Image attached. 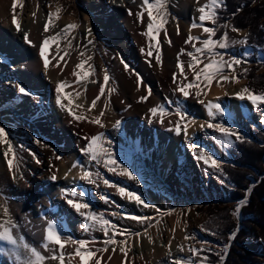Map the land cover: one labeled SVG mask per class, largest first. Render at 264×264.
<instances>
[{
	"label": "bare ground",
	"instance_id": "bare-ground-1",
	"mask_svg": "<svg viewBox=\"0 0 264 264\" xmlns=\"http://www.w3.org/2000/svg\"><path fill=\"white\" fill-rule=\"evenodd\" d=\"M14 2L17 4L15 13L12 10ZM207 2L208 0H199V3L197 0L171 1V10L179 21L166 27L167 38L164 36V31H161L158 39L161 44H167L172 37L174 46L166 49V60L163 65H156L153 58L154 66L150 67L140 51L142 47L146 49L148 44L147 37L142 35L146 30L147 13L144 14V23H141L135 15L129 14V9L132 13L141 10L142 0H0V126L5 127L10 133V139L22 158L20 168L24 176V180L13 179V174L3 158V150L6 146L0 144V193L9 198L8 204L14 222L19 226V233L25 237L26 242L41 250L42 254L47 255V252L40 248L42 241L38 227L41 224L42 213L58 223L62 234L70 235L74 239L91 240L95 237L97 239L95 246H102L99 241L104 238L103 234L84 233L81 227L83 218L61 198L60 189L70 188L73 184L78 191L86 193V201L91 203L94 210L104 211L106 216L111 211H119L153 217V226L148 228L147 235H142L140 238L132 237L129 241L132 249L127 259L119 252V248L116 253H112L109 249V252L104 254L101 264H121L122 260H125L126 264L128 262L175 264L178 259L184 264V260L192 257L188 251L189 247L200 246L196 241L186 240V234H195L197 241H208V245H213L212 238L202 231L200 220H191L187 214L182 216L181 207L170 208V204L174 202L200 204L209 198H215L217 194L226 197V189L217 179L220 173L206 168L202 162L194 159L193 150L188 145L194 143L203 146L207 151L214 153L221 162L230 159L228 152L230 145L218 143V133L207 129L206 122L209 118L204 106L195 98L194 89L190 90L193 95L188 98L172 91L175 87L172 74L175 72L177 78H180L179 69L175 66L177 54L181 48L192 50L184 41L189 34L193 19L198 22V7ZM57 7L60 8V12L54 18V27H51L48 33H44L43 25L47 22L48 13L55 12ZM13 15L20 22L19 33L12 23ZM70 24H76L78 27L67 32V39L63 36L59 39V48L62 50L60 55H64L63 50L67 47L68 40L73 42L76 38V44L67 47L68 54L60 61L59 68L53 67L56 61L52 60L57 44H51L48 49L49 69L45 73L42 59L38 55V45L45 36L54 35ZM177 25L180 35H177ZM205 26L213 25L206 23ZM88 29H91V36L87 35ZM24 32L29 33V39L36 46L23 40ZM191 34L206 38V35L202 36V29L199 28L192 29ZM88 40H92L93 43L88 44ZM103 41H108L109 53L101 46ZM85 45L87 48L84 47ZM197 46L200 45L197 43ZM81 51L84 52L85 57L91 55L92 60L85 63L83 69H76V64L84 58L80 55ZM121 58L130 68L140 73L142 77L140 91L136 90L134 73L124 70ZM179 58L185 62V73L191 80L192 74L187 68L189 57L181 54ZM65 61H67L66 65ZM89 64L95 69V73L89 68ZM104 69L108 70L109 83L115 88L108 108H104L105 98L101 97L97 107L91 112L83 111L87 120L69 123L71 117L59 111L55 104V83L61 79L74 82L76 80L74 71L89 72L86 89L85 82H81L80 85L73 83L72 88L63 90L67 93L73 88L81 89L82 95L74 100V103L87 100L84 105L86 109L95 95L99 94V83H102ZM93 79H97V84L91 83ZM17 83L33 95H20L15 87ZM201 87L203 88L204 85ZM148 88L151 89V95L146 101L139 102L141 96L147 95ZM242 89V82L221 88L212 84L206 88L207 95L202 98L207 103L219 97V102L226 110L224 122L232 127L239 126L245 133H250L255 123H261L264 107L257 110L249 101L239 100L236 93ZM169 101L173 103L169 104ZM175 102H181L188 116L195 118V123L188 128L189 140H185L183 133L177 136L173 131L161 128L162 124L158 122V117L153 118V123H148V119L151 118L149 109L166 104L168 111L172 113L168 116L173 126L178 119L174 114ZM128 105H131V108ZM101 110L104 111V116L101 117V123L105 125L103 128L88 122L94 116H99ZM81 111L77 110V113L80 114ZM117 120L121 121L119 130L113 128ZM202 123L205 124L203 129L200 128ZM165 125L170 126L169 122ZM100 133H104L112 141L116 156L134 171L140 183L108 173L102 165L98 168L101 174L118 186H125L128 190L142 194L147 202L166 213L170 209L175 211L160 217L153 208L145 209L121 198L115 188L106 187L102 181L99 182V188L89 185L79 179V167L72 169L68 179H63L64 174L77 160L89 167L87 158L82 156L79 149L87 143L83 137ZM34 138H39L42 144L48 147L36 144ZM232 139L235 141L234 137ZM28 150L35 153L43 163H35ZM56 155L61 158L55 159ZM50 164L58 176L56 182L48 180ZM91 170H97L95 162ZM103 193L115 203L104 204L100 199V194ZM164 199L168 200L167 203H164ZM108 218L133 232L139 231L143 234L147 227L135 221L118 220L111 216ZM156 220L160 222L157 224ZM185 224H187L186 228ZM121 238L117 236L118 240ZM169 240L172 242L170 248ZM181 247L183 251H180ZM66 249L73 250L71 245H67ZM110 254L112 259L108 260ZM200 258L195 257L197 260ZM67 259L66 257V264ZM78 260V257L75 258L73 264H78ZM0 264H11V261L6 256H0Z\"/></svg>",
	"mask_w": 264,
	"mask_h": 264
},
{
	"label": "snow or ice",
	"instance_id": "snow-or-ice-1",
	"mask_svg": "<svg viewBox=\"0 0 264 264\" xmlns=\"http://www.w3.org/2000/svg\"><path fill=\"white\" fill-rule=\"evenodd\" d=\"M199 3V0H197ZM17 4L14 2L12 5L13 13H15ZM244 5L239 6L236 11H241ZM227 5L225 0H208L203 6H199L197 11L199 13L198 22L194 18L189 29V34L185 39V45H190V51L185 48H181L180 52L177 54L176 68L179 69V76L177 78V73L172 74V82L175 87L172 89L174 93L181 94L184 98H188L193 95L191 89H194V96L197 99L198 103L204 106L206 109L207 117L209 118L206 122L207 129H212L218 133L217 142L222 145L232 144L233 137L236 142H244L246 138L239 132L238 129L233 128L230 125H227L224 122V117L226 116V110L222 107L219 102V97L215 101H208L207 103L202 98L207 95L206 88L212 84L213 80L231 82L237 81L238 78L235 75L236 66L242 64L241 59L234 56L228 57L225 59V53L219 51L221 49L226 50L230 46L235 44L246 45L248 42V35H244L242 39H230L229 32L238 33L241 30L235 25L229 23H218L220 16L218 15V10L226 9ZM140 11L132 13L129 9L130 15H135L141 23H144V14L147 13L146 20V30L142 33L143 36L147 37L148 44L147 48H141L140 51L144 55L146 62L150 67H153L152 59L154 58L156 65L162 64V53L160 47V40L158 36L161 30H164L165 38L168 37V33L164 28V25L167 23L166 16V0H142L140 4ZM60 12V8L57 7L55 12L48 13L47 22L43 25L44 33H48L51 27H54V18L57 16V13ZM154 12L156 15L154 16ZM235 12L233 13V16ZM35 17V13H33ZM157 17H161L160 22H157ZM12 23L15 26L16 31L19 33L21 31L20 22L16 20L15 15H13ZM206 23L213 25L212 27L205 26ZM78 26L76 24L67 25L64 29L56 32L54 35H47L43 38L42 42L38 45V55L42 59L43 68L45 73L49 69V46L53 43L57 44L56 53L52 56V60H55L56 63L53 67H60V61L64 60V56L67 55V47L72 46L71 40L67 41V47L63 50L64 55H60L61 49L59 48V39L63 36L67 39V32L71 29H75ZM264 28V25L261 26ZM202 29V36L206 35V38H201V36H194L191 34L192 29ZM219 29H224V33L218 39H214L216 33ZM87 35L91 36V29L87 30ZM177 35H180V29L177 25ZM23 40L32 45L33 42L29 39V33H23ZM154 42V43H153ZM92 40H88V44H92ZM168 43L171 45V40H168ZM197 43L200 46H197ZM87 48V45L84 46ZM186 54L189 57L187 61V68L192 74V79H188V75L185 73V62L180 60V55ZM80 55L84 57L76 64V69H83L85 63L92 60L91 55L85 54L81 51ZM59 57V59H57ZM207 61V62H205ZM67 61H65V65ZM121 64L127 72H132L135 75L136 90L140 91V84L142 83V77L139 72H136L135 69L130 68L121 58ZM201 65H203L201 67ZM89 68L95 73V69L89 64ZM228 70L226 72L225 70ZM61 73L63 69H60ZM247 72V69H244ZM89 72L84 71H74L73 75L76 77L74 82H69L67 80H58L55 83V104L58 106L59 111L65 113L67 116L71 117L69 123L73 121L84 122L87 120V117L83 114V111L91 112L92 109L97 107V102L101 100V97H104V108H108L110 104V97L115 91V88L112 87L109 83L110 75L107 69L103 70V79L102 83H99V94L95 95V98L91 100L88 107L85 109L84 105L87 103V100H84L80 103H74V100H77L82 95V90L78 88H73L72 91L64 93L65 88H72V84L75 83L80 85L81 82L84 83V88H87V81L89 78ZM97 79L91 80L92 84H97ZM201 85H204L202 88ZM107 86V88H106ZM15 87L18 90L20 95L31 96L33 93L29 92L24 86L17 83ZM151 95V89L148 88L147 95L141 96L139 102H144L148 99V96ZM227 95V93H225ZM236 96L241 101H249L251 105L257 110L264 107V92L259 94H254V92L248 87L243 88L240 92L236 93ZM65 101H67L65 103ZM173 103L169 101V104ZM131 108V105H128ZM77 110H82L80 114L77 113ZM151 118L148 119V123H153V118L158 117V122L163 124L164 117L170 115L167 107L163 104L151 107L149 109ZM174 114L178 117L174 125L169 127V131H173L177 136H180L182 133L185 140H189L188 128L190 125L195 123V118L188 116V113L182 108L181 102H175ZM104 116V111L101 110L99 116H94L88 122L104 127L105 125L101 123V117ZM219 118V119H218ZM215 121V122H214ZM261 123H264V116L261 118ZM169 124L172 125V122L169 121ZM121 126V121L117 120L113 124V128L119 130ZM200 128H205V124H201ZM83 139L87 140L86 145L79 149L83 157L87 158V163L89 167H86L79 160L74 162L71 165V168L68 172L64 174L63 179H68L69 173L72 169L79 167V179L81 181L87 182L89 185H95L99 188V182L106 187L115 188L117 194L128 200L129 202L135 203L137 206H143V208H153L156 213L163 217L166 214H170L171 211L175 209H170L168 213L161 210L156 205L150 204L143 197L142 194L137 193L136 191L128 190L125 186H118L115 183L111 182L109 179L105 178L101 172L98 170L99 166H103L108 173H112L117 176L126 177L129 180L135 181L137 184L140 183V180L137 178V175L134 174L133 170H130L128 166H125L123 162L119 160L116 156L113 148L112 141L108 139L104 133L98 135H92L91 137L85 136ZM34 142L41 147H48L47 145L42 144L39 138H34ZM0 144L6 146L3 150V158L6 161L9 171L13 174L14 180H24L23 173L20 168L22 158L19 155V152L14 147L12 140L10 139V133L5 129V127L0 126ZM193 150V158L199 162H202L206 168L212 169L214 172L220 173V176L224 175V170L221 166L222 162L215 157L214 153H211L203 148V146H198L194 143H189L188 145ZM23 148V146H20ZM27 150V149H24ZM30 155H32L33 160L37 164L43 163V161L35 154L31 153L28 150ZM11 157V158H10ZM61 157L56 155L55 159H60ZM95 162L97 167L96 171L91 170V166ZM50 175L48 180L56 182L58 176L56 171L53 170V166H49ZM220 176H217V179H220ZM264 179V178H262ZM75 180V178H73ZM220 182L223 184L225 181L220 179ZM254 187V185L252 186ZM252 187L247 189V194H250ZM61 198H63L68 206L73 209L80 217L83 218V223L81 225L82 231L84 233L90 232H101L103 234V239L99 241L102 245L96 247L97 239L93 237L89 239H74L70 235L62 234L58 223L46 216V214H41V224L38 227L39 234L41 236V245L47 255L42 254L36 246L30 245L26 242V239L23 235L19 233V226L14 222L13 216L11 214V209L8 204L9 198L0 193V256H6L11 264H53V262H58V264H73L75 258H79L78 264H101V261L104 259V254L109 252L111 249L112 253L119 252L127 259L128 253L132 249V245L129 243L132 237L140 238L142 235H147L148 228L152 227L153 217L147 215H135L120 213L119 211H111L106 216L104 211L97 212L93 209L90 202L86 201V193L84 191H78L73 184L70 188H61L60 189ZM247 194L245 198L238 202L237 207L233 211L234 216H239L240 209L247 203ZM100 199L104 204H114L115 201H112L110 197L106 194H100ZM118 207V206H117ZM108 216L115 217L118 220H128L135 221L139 224L147 225L145 227L143 234L139 231L133 232L127 227H123L120 224L113 222ZM27 221V217H25ZM30 223V221H28ZM160 221L156 220L158 224ZM187 224H185V228ZM203 225L201 228L203 229ZM238 231V230H237ZM213 235L215 233H212ZM117 236L122 237L117 239ZM236 232L230 234L229 239L234 240ZM185 239L193 240L199 243V247L190 246L188 251L192 254V257L184 260V264H210L207 255H202L203 253H211L213 250L211 247H206L209 244L208 241H197L195 234L185 236ZM171 240L168 241L169 248L171 246ZM67 245H71L73 250L68 251L66 249ZM227 247V246H226ZM183 247L180 248V251H183ZM223 251V250H222ZM169 255L171 253L169 252ZM220 256L221 261H223L224 256L221 253H217ZM195 257H201L199 260ZM108 260L112 259V255H108ZM183 259V258H182ZM121 264H126L125 260L121 261ZM131 264V262H128ZM175 264H181V260H176Z\"/></svg>",
	"mask_w": 264,
	"mask_h": 264
},
{
	"label": "trees",
	"instance_id": "trees-1",
	"mask_svg": "<svg viewBox=\"0 0 264 264\" xmlns=\"http://www.w3.org/2000/svg\"><path fill=\"white\" fill-rule=\"evenodd\" d=\"M225 3L227 8L218 10L220 16L218 23H229L240 30H248L246 34L249 37L248 45L264 48V28L261 27L264 25V0L263 2H260V0H225ZM241 5H244L243 9L236 11ZM234 12L235 15L233 16ZM223 31L224 29H219L215 38L218 39L222 36ZM258 68H253L248 75L249 83L247 87L254 94L264 92V73L257 74ZM255 130L257 140L239 142L232 150V154L235 156L234 161L231 164L222 166L225 180L229 184L230 196L233 200L244 198L251 183L253 181L257 182V185L253 188L251 203L242 212L243 217L248 220L243 222L244 230L235 240L236 244L232 247L225 264H260L257 258L237 246L244 242L241 240L246 237V232L250 228H252V234L259 235V240L264 244V179L261 178V175L264 174V147L258 143V140L264 141V132L261 126ZM211 221L215 225L213 228L221 231L222 234L233 227L227 209L216 212Z\"/></svg>",
	"mask_w": 264,
	"mask_h": 264
},
{
	"label": "rangeland",
	"instance_id": "rangeland-1",
	"mask_svg": "<svg viewBox=\"0 0 264 264\" xmlns=\"http://www.w3.org/2000/svg\"><path fill=\"white\" fill-rule=\"evenodd\" d=\"M171 1L172 0H166V12H167V16H166V20L167 23L164 25V28L166 29V27H168L171 23H174L175 21L178 22L179 19L178 17L173 14L172 10H171ZM260 2H263V0H260ZM156 15V13H155ZM161 20V17H157V22L159 23ZM164 31V30H161ZM221 31V30H220ZM225 31V30H224ZM223 31V33H224ZM229 32V38L230 39H242L244 35H246L248 33V30H241L238 33H241V35H238V33H234L231 32L230 29L228 30ZM218 33V31H217ZM222 33V34H223ZM243 33V34H242ZM216 37V36H215ZM214 37V39H216ZM76 38H74L73 42H72V46L76 44L75 42ZM171 45L168 43L167 44H160L161 47V53H162V65L164 64L165 60H166V49L169 47L174 46V40L171 37ZM103 41L101 43V46L103 47L104 51L109 53L110 49L108 45V41ZM110 42V41H109ZM154 43V42H153ZM223 53H225V59H228V57L230 56H234L236 58L241 59L242 64L240 66H236V71H235V75L238 78V82L237 81H231V82H225V81H217V80H213L212 84L216 85V87H230L232 85H235L237 83L242 82L243 83V88L247 87L248 83H249V72L253 69V68H258L257 70V74H261L264 73V48H259V47H254L253 45H248V43L246 45H240V44H235L230 46L228 49L226 50H219ZM207 62V61H205ZM247 69V72L244 71V69ZM226 72H228V70H225ZM97 72V71H96ZM211 84V85H212ZM166 105V104H165ZM168 118V119H166ZM170 117L167 115L164 117V123L162 125H160L161 128L164 129H168L170 126H166L165 123L169 122ZM167 120V121H166ZM261 126L262 131L264 132V124L263 123H255L253 125V127H251V132L250 133H245L243 129H241L239 126H233V128L238 129L239 132L246 138L245 141H256L257 138L255 136V129L257 127ZM239 142L234 141L232 144H230V146L228 147V152L230 154V159L228 160H224L221 164V166H224L226 164H231L234 159L235 156L232 154V150L235 149L236 145ZM258 143L261 144V146L264 147V141H259ZM263 164H264V159H263ZM217 176H220L217 175ZM261 178H264V174L261 175ZM220 179H223L225 182L222 184L220 182ZM219 182L221 183V185L226 189V197H223L222 194L219 195L217 194V196L215 198H209L207 201L202 202V203H192V202H174V204H170V208H182L181 215L184 216L185 214H187L188 218L191 220H200L201 221V226L203 225V229L202 231L208 235L210 238H212L213 240V245H206V247H211L212 248V252L211 253H203L202 255H207L208 256V260L210 262V264H225L231 250L232 247L234 246L235 240L238 238L239 234L244 230L243 229V222L245 220H248L247 218L243 217V209L247 208L250 203H251V195L253 192V185H257V182H252L250 187H252V191L250 194H247V203L241 207L240 209V213L239 216H234L232 213L235 210V208L237 207V204L239 201L243 200L239 199V200H233L230 196V189H229V184L227 182V180H225V176H220ZM249 187V188H250ZM167 199H164V203H167ZM179 206V207H178ZM222 209H227L229 210V214H230V219L232 220L233 223V227L232 229H229L227 232H223L220 233L221 231H217L215 230L213 227H215L214 223H212V217L213 215L218 212L219 210ZM249 218V217H248ZM222 222H226V221H222ZM210 223L212 224V226L210 227ZM219 226V224H218ZM250 227H252L250 225ZM249 227V228H250ZM238 230V231H237ZM216 231V232H215ZM233 232H236V236L234 240H230V234H232ZM212 233H215L214 235ZM246 237L244 239H242L241 241H244L242 243H240L239 245H237L238 247H240L241 249L245 250L247 253H249L251 256H254L255 258H257L260 262V264H264V244L261 243V241L259 240L260 237H258L257 235L252 234V228L248 229V231L246 232ZM227 246V247H226ZM223 250V251H222ZM217 253H221V255L224 256L223 261H221L220 256L217 255Z\"/></svg>",
	"mask_w": 264,
	"mask_h": 264
}]
</instances>
